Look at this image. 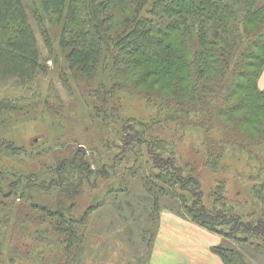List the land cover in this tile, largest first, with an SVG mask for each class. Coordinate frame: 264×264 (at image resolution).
Segmentation results:
<instances>
[{
  "label": "trees",
  "instance_id": "1",
  "mask_svg": "<svg viewBox=\"0 0 264 264\" xmlns=\"http://www.w3.org/2000/svg\"><path fill=\"white\" fill-rule=\"evenodd\" d=\"M40 3L34 16L46 45L53 47L46 22L57 20L61 28L59 46L69 70L88 83H96L89 91L97 99L92 122L101 143L112 138L107 139L108 134L121 142L110 145L117 151L107 161L102 159L106 144L101 149L92 147L98 150L92 157L83 147L70 149L68 155L55 157L48 170L54 175L41 184L39 174L33 171L24 177L23 172L5 173L0 169V264H82L91 236L87 229L91 207L80 214L75 200L86 192V185L97 186L100 180H107V186H111L112 174L117 175L119 168L134 172L149 195L151 206H142L154 225L148 241L149 255L163 210L221 235L224 242L212 250L225 264H248L246 253L234 246V240L241 249L249 246L253 252L264 251V207L246 213L242 203L232 201L222 190H206L197 167L180 162L174 150H167L169 138L154 129L166 116L165 122L184 126L193 113L196 120L190 123L209 131L214 129V120L220 116L232 118L246 106L254 113L242 114L234 127L245 130L249 126L252 135L259 134L256 142L264 139V88L258 81L264 71V0H119L123 12L117 27L113 26L117 19L109 8L111 0ZM132 63L137 66L131 69ZM143 63L147 67L140 71ZM127 69L137 78L134 90H140L153 77L151 85L159 86L162 95L158 101L152 100L158 97L154 88L149 93L157 97L147 98L159 109L149 122L127 118L122 106L117 105L124 100L123 92L117 91L120 88L111 83L112 78L123 76ZM45 73L24 1L0 0V80L25 84ZM185 81L188 84H183ZM172 97L175 103L168 99ZM9 105L8 100L1 99L0 112L8 111ZM165 109L169 110L166 115ZM238 138L232 130L207 137L206 151L210 154L206 163L216 167L225 151L246 149ZM0 147L19 151L3 141L1 134ZM147 154L154 163L137 169L139 160L148 161ZM24 178L27 181L23 182ZM124 183L129 185L127 180ZM50 190H58L61 196L52 197V203L46 198ZM255 191L264 198V180ZM64 198L71 203L67 208L61 207L68 202ZM23 235L34 242L31 247L22 245L27 249L24 252L13 241V236ZM50 250L57 251L52 259L47 255Z\"/></svg>",
  "mask_w": 264,
  "mask_h": 264
},
{
  "label": "rangeland",
  "instance_id": "2",
  "mask_svg": "<svg viewBox=\"0 0 264 264\" xmlns=\"http://www.w3.org/2000/svg\"><path fill=\"white\" fill-rule=\"evenodd\" d=\"M23 1L38 38L46 73L40 74L34 81L25 84H17L9 79L0 80V100L6 99L10 102V109L0 112V121H2L0 134L3 141H9L19 150L15 153L0 147V169L5 170V173L23 172L24 177L33 171L39 174L41 184L54 175L48 170L54 163L55 157L66 156L70 149L76 150L79 146L84 148L88 157H92L93 154L98 153V150L92 147L101 149V146L106 144V149H102L104 151L102 155H105L102 159L107 161L111 154L117 151L110 145L115 142L120 143L121 140L114 134H108L106 138H112L107 143H101L103 141H101L100 133L97 128H94L92 122L93 103L97 99L89 91L96 83L94 84V81L88 83L85 77H80L69 70L65 52L59 46L61 28L57 20L53 23L46 22L53 47L50 49L46 45L41 28L34 16L35 7H41L40 0ZM109 8L115 13L117 20L115 24L113 21V26L117 27L122 17L119 0H111ZM136 66L133 63L130 65L131 69ZM141 67L139 70L143 71L147 65L143 63ZM131 69H127L123 76L117 75L115 79L112 78L111 83L120 88L117 91L123 92L121 94L124 100L117 105L122 106L121 110L127 118L147 119L149 122L159 109L154 108L153 102L148 103L147 98L149 99V95H157L158 97L155 96L157 98L152 100L158 101L162 94L159 86L151 85L154 77L143 83L140 90H134V82L137 78L129 73ZM258 81L260 88L263 89L264 71ZM187 82L183 84H188ZM150 89H153L155 95L149 93ZM241 95L242 92L237 97ZM168 99L174 103L176 101L173 97ZM174 103L171 107L175 106ZM168 111L165 109L163 114L166 115ZM245 112L253 114L254 110L245 106L232 118L220 116L211 124L214 129L209 131L195 125L196 122L190 123L194 119L193 113L184 122L187 125L165 122L166 116L161 117L162 123L157 124L154 129L169 138L171 145L167 147V150H174L180 162L185 161L197 167V174L206 190L212 188L222 190L232 201L242 203L246 213H251L256 207H264V198L255 191L264 180V139L256 142L259 134L252 135L253 130L249 126L244 128L247 134L244 133L245 130L234 127V123H237ZM230 130L236 134V137H240L241 140L238 138L240 142L251 151L227 150L219 159L218 166L207 164L206 160L210 152L206 151V138L212 134L214 136L224 132L229 134ZM159 151L162 152V150ZM147 155L148 161L144 158L139 160L137 169L144 170L154 163L152 157ZM112 176L111 186H107V180H100L97 186L86 185V192L75 200L76 208L80 207V214L91 207L87 225L91 236L88 241V250L82 257V264H150L148 241L154 231V225L148 221L147 212L144 213V207H142L143 205L151 206L148 200L149 195L134 178V172H123V169L119 168L117 175L112 174ZM122 179L127 180L129 185H126L124 181L122 183ZM25 181L27 180L24 178L23 182ZM47 182L50 181L47 180ZM48 193L46 198H50L51 203L56 199L55 195L60 196L58 190H50ZM63 201L66 203L68 198H64ZM59 204L62 203L59 202ZM67 204L69 206L70 201L62 204L61 207L67 208ZM246 219L249 220L251 217ZM12 221L14 222L13 218ZM13 238L15 244H20V247L34 245L28 235L13 236ZM232 242L237 249L246 253L248 264H264V251L253 252L249 246H243L241 249V245L235 240ZM232 242L225 241L226 244L231 245ZM20 250L27 251L24 246ZM54 253L57 254V251L50 250L47 255L52 259ZM10 264L22 263L18 261Z\"/></svg>",
  "mask_w": 264,
  "mask_h": 264
},
{
  "label": "crops",
  "instance_id": "3",
  "mask_svg": "<svg viewBox=\"0 0 264 264\" xmlns=\"http://www.w3.org/2000/svg\"><path fill=\"white\" fill-rule=\"evenodd\" d=\"M224 238L170 210L161 213L150 264H225L212 247Z\"/></svg>",
  "mask_w": 264,
  "mask_h": 264
}]
</instances>
